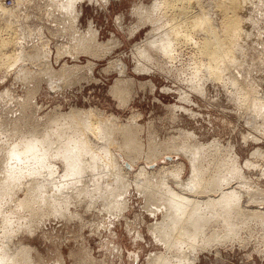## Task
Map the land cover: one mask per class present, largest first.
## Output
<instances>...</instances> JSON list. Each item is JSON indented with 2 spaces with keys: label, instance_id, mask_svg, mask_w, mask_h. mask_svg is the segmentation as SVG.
<instances>
[{
  "label": "rangeland",
  "instance_id": "obj_1",
  "mask_svg": "<svg viewBox=\"0 0 264 264\" xmlns=\"http://www.w3.org/2000/svg\"><path fill=\"white\" fill-rule=\"evenodd\" d=\"M154 1L77 0L70 8L65 0H0V143H11L19 133H26L34 121L43 122L46 115L72 109L113 126L121 123L137 126L136 140L144 151L151 142L160 143L169 138L182 141L181 132L189 130L197 140H217L220 145L217 151H212L216 154L220 151L225 155L227 148L236 153L244 176L241 188L245 193L255 194L256 199L248 202L254 207L263 194L259 196L257 190L264 189V0H239L234 10L224 9L227 0H195L206 10L203 17L219 32L223 29L224 12L234 11L240 18L234 55L211 59L212 65L220 68V79L208 76L207 58L198 53L193 43L208 34L206 27L180 31L173 40L169 58L153 50L151 45L147 48L148 35L167 29L162 15L168 9L155 12L151 19L144 18ZM1 5L7 9L3 10ZM11 9L15 10L16 17H10ZM72 10L74 14L70 13ZM7 18L10 21L5 26ZM2 38L7 40L5 45L1 44ZM82 38L90 46L79 49ZM138 48H147L153 58L141 57ZM35 50L42 56L39 60H30ZM120 62L126 65L123 71ZM65 65L69 66L67 72L58 73ZM49 68L57 72L51 74L47 71ZM23 69L26 79L21 78ZM195 69L199 72L196 77ZM199 81L205 87L193 88L192 84ZM115 85L127 94L121 96ZM258 99L263 100L256 107L260 113L254 108ZM23 105L28 106L25 111ZM26 112L32 114L26 124L19 123L13 129L5 124L15 113ZM113 134L118 139L116 144H123L118 131L113 129ZM90 137L98 144L103 142ZM118 153L124 156L123 151ZM166 155L170 156L150 164L148 169L169 164L173 159L181 160L185 178L189 172L186 157L179 153ZM136 168V165L128 168L131 179L135 178ZM236 181L231 183L236 185ZM128 195L129 206L124 214L134 221L133 227L140 228L146 242L135 244L124 228L125 217H120L114 235L115 242L123 249L120 257L115 249L108 251L101 242L106 232L101 238L97 231L90 230V224L87 226L106 216L101 214L103 210H86L78 204L72 205L71 210L79 217L69 220L43 217V225L39 224L23 240L33 247L32 255L43 264L56 260L63 264H90L79 261L86 253L84 249L94 257L93 264H146V254L161 249L153 243L147 228L153 217L143 207V198L133 184ZM81 215L88 219L86 225ZM240 237L219 244L217 251H202L195 264H264V225L251 219L241 228ZM130 250L138 252L136 258L128 257Z\"/></svg>",
  "mask_w": 264,
  "mask_h": 264
},
{
  "label": "bare ground",
  "instance_id": "obj_2",
  "mask_svg": "<svg viewBox=\"0 0 264 264\" xmlns=\"http://www.w3.org/2000/svg\"><path fill=\"white\" fill-rule=\"evenodd\" d=\"M65 2L67 7L72 8L77 0ZM227 2L224 9L234 10L241 0ZM162 9H168L167 14L162 15L167 29L160 34L152 32L148 35L145 40L147 48L151 45L153 50L169 58L172 56L173 40L180 31L194 26L199 29L206 27L208 34L200 37L201 40H193V43L198 53L207 58L208 76L220 79V68L212 65L211 59L234 55L232 50L236 30L241 25L236 12H224L223 29L219 32L203 17L206 10L199 1L155 0L146 10L144 18L151 19L155 12L158 14ZM14 11L11 9L10 17H16ZM72 12L75 13L74 10ZM9 21L7 18L5 26ZM24 27L28 29L27 25ZM79 42V49L84 45L90 46L84 38ZM6 43L7 40L2 38L1 44ZM96 46L101 45L96 43ZM147 48L136 50L141 57L151 60L153 56ZM41 56L42 53L35 50L30 54V60H39ZM119 66L121 71L126 69L123 63ZM68 67L62 66L58 73L65 74ZM47 71L51 74L57 72L52 68ZM22 72L21 78L26 79V70ZM193 75H199L198 69ZM203 81L193 83L192 87L197 85L203 89ZM114 89L121 96L127 94L117 85ZM29 95L31 97L32 91ZM262 103L263 100L258 99L254 104L257 113L261 110L256 107ZM27 107L23 105L22 110L25 111ZM31 115L28 112L15 113L14 118L7 119L5 124L13 129L19 123L26 124V119ZM113 129L122 136L123 144H116L118 139ZM136 129L137 126L128 123L113 126L107 121L93 120L87 113L72 109L67 113L46 115L43 122L34 121L26 128V133H19L11 143H0V264H43L32 255L33 247L23 238L29 237V233L39 224L43 225V217L53 216L59 220L79 217L76 211L71 210V206L76 204L83 205L86 210H103L101 214L106 216H99L100 219L87 226L90 224V230L97 231L101 238L106 232V237L101 241L106 250L113 252L115 249L120 257L123 249L114 238L120 217H125L124 228L135 244L146 242L140 228L133 227L131 224L134 221L128 220L124 214L129 206L128 194L132 184L143 198V207L153 217L147 223V228L153 243L161 248L146 254V264H195L202 251L209 252L226 240L242 238L240 230L249 220L264 225V189L257 190L259 196L263 193L262 197L258 198L260 201L254 200L256 203L254 207L251 206L248 202L256 199L255 194L245 193L241 188L240 182H243L241 179L244 176L237 155L231 148L226 147L227 155H222L220 151L216 154L212 151H217L216 147L220 145L217 140L200 141L194 138V133L182 129V141L174 142V138H169L160 143L151 142L144 151L136 140ZM90 135L103 142L98 144L92 141ZM208 149L212 150L206 152ZM120 150L124 156L118 153ZM173 153L182 154L189 162V172L185 178L182 177L185 165L181 160L173 159L169 164L148 169L150 164ZM133 165L137 168L133 171L135 178L131 179V169L128 168ZM234 180L236 185H233L235 182L231 183ZM249 186L246 187L247 191ZM244 193L246 201L243 199ZM81 218H84L82 221L86 225L88 219L84 216ZM84 250L86 253L79 257V261L93 264L94 257H90L88 249ZM129 255L136 258L138 252L130 250ZM49 264L63 263L56 260Z\"/></svg>",
  "mask_w": 264,
  "mask_h": 264
}]
</instances>
